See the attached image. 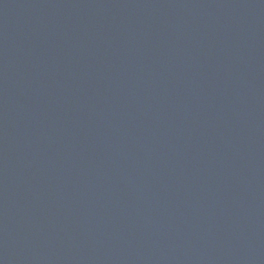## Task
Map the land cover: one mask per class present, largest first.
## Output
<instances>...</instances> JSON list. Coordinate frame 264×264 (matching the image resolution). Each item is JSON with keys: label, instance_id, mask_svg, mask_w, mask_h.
I'll use <instances>...</instances> for the list:
<instances>
[{"label": "water", "instance_id": "water-1", "mask_svg": "<svg viewBox=\"0 0 264 264\" xmlns=\"http://www.w3.org/2000/svg\"><path fill=\"white\" fill-rule=\"evenodd\" d=\"M0 264H264V0H0Z\"/></svg>", "mask_w": 264, "mask_h": 264}]
</instances>
